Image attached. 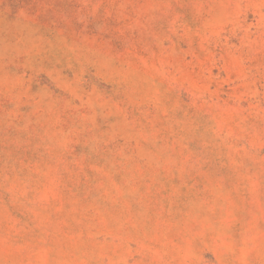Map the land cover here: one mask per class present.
Returning a JSON list of instances; mask_svg holds the SVG:
<instances>
[{
	"label": "rangeland",
	"instance_id": "374dc122",
	"mask_svg": "<svg viewBox=\"0 0 264 264\" xmlns=\"http://www.w3.org/2000/svg\"><path fill=\"white\" fill-rule=\"evenodd\" d=\"M0 264H264V0H0Z\"/></svg>",
	"mask_w": 264,
	"mask_h": 264
}]
</instances>
